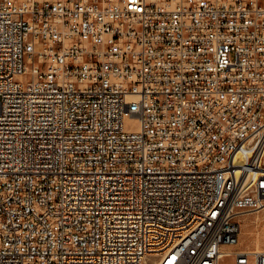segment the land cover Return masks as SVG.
Returning <instances> with one entry per match:
<instances>
[{
	"label": "built area",
	"instance_id": "1",
	"mask_svg": "<svg viewBox=\"0 0 264 264\" xmlns=\"http://www.w3.org/2000/svg\"><path fill=\"white\" fill-rule=\"evenodd\" d=\"M262 209L264 0H0V264H264Z\"/></svg>",
	"mask_w": 264,
	"mask_h": 264
},
{
	"label": "rangeland",
	"instance_id": "2",
	"mask_svg": "<svg viewBox=\"0 0 264 264\" xmlns=\"http://www.w3.org/2000/svg\"><path fill=\"white\" fill-rule=\"evenodd\" d=\"M125 124L129 129L136 128L133 117L126 118ZM255 247L264 251V209L242 217L239 240L235 246L230 248L253 250ZM220 264H234L232 256L223 257Z\"/></svg>",
	"mask_w": 264,
	"mask_h": 264
},
{
	"label": "bare ground",
	"instance_id": "3",
	"mask_svg": "<svg viewBox=\"0 0 264 264\" xmlns=\"http://www.w3.org/2000/svg\"><path fill=\"white\" fill-rule=\"evenodd\" d=\"M253 236V235H252ZM255 250H258V247H255Z\"/></svg>",
	"mask_w": 264,
	"mask_h": 264
}]
</instances>
